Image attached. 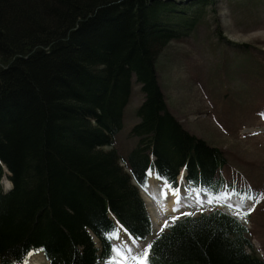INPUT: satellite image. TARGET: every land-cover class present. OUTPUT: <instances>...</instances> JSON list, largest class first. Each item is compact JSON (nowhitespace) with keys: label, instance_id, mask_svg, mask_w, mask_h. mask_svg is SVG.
I'll list each match as a JSON object with an SVG mask.
<instances>
[{"label":"trees","instance_id":"trees-1","mask_svg":"<svg viewBox=\"0 0 264 264\" xmlns=\"http://www.w3.org/2000/svg\"><path fill=\"white\" fill-rule=\"evenodd\" d=\"M191 26L162 0H0V264L36 251L49 264L112 263L114 230L153 235L140 194L149 172L174 191L186 169L188 196L237 194L223 152L183 128L158 81V51ZM133 76L144 102L137 146L122 155ZM150 244L155 264H264L247 224L220 210L176 220Z\"/></svg>","mask_w":264,"mask_h":264},{"label":"rangeland","instance_id":"rangeland-1","mask_svg":"<svg viewBox=\"0 0 264 264\" xmlns=\"http://www.w3.org/2000/svg\"><path fill=\"white\" fill-rule=\"evenodd\" d=\"M162 1L172 3L173 11L186 14L192 24L176 31L177 39L158 51L156 70L167 109L187 132L223 152L227 164L221 174L237 194L225 197L233 208L217 205L249 226L250 252L264 261V0ZM34 91L37 96L38 91ZM143 102L141 86L133 76L131 98L115 145L122 155L137 146L138 139L131 131L140 121L137 110ZM151 193L153 196L144 192L143 198L155 221L153 236L137 243L123 230L120 239H113L115 246L133 249L128 255L143 252L166 221L168 225L174 222L173 217L180 219L184 213L199 216L216 209L210 199L183 191L179 206L186 209L164 213L166 217L159 221L156 211H162L174 197L169 198L172 192L168 194L157 184ZM249 209L254 210L247 219L244 214ZM114 259L119 264H134L126 257H117L115 251ZM30 264L48 263L37 254Z\"/></svg>","mask_w":264,"mask_h":264},{"label":"snow or ice","instance_id":"snow-or-ice-1","mask_svg":"<svg viewBox=\"0 0 264 264\" xmlns=\"http://www.w3.org/2000/svg\"><path fill=\"white\" fill-rule=\"evenodd\" d=\"M178 193H179V189H175L174 194H178ZM261 198H264V197H261ZM257 202H259V198H257ZM252 210H254V209H249V212L245 213L244 215L246 216V215L250 214V212ZM183 215L191 216V213H184ZM241 218H243V217H241ZM172 219H173V221H175V220L179 219V217H173ZM167 227H169V225L166 221L164 223L163 228H161V232H163L164 228H167ZM111 238L120 239L119 231L114 230ZM158 239H159V235H158ZM114 251L116 252L117 257H121V258L126 257L127 259L132 260L134 262V264H155V252L153 250V244H148L144 248L143 252H141L137 255H128V253H131L133 251V249L131 247H129L125 251L124 247L121 245L115 246ZM112 264H119V261L116 259H113Z\"/></svg>","mask_w":264,"mask_h":264},{"label":"bare ground","instance_id":"bare-ground-1","mask_svg":"<svg viewBox=\"0 0 264 264\" xmlns=\"http://www.w3.org/2000/svg\"><path fill=\"white\" fill-rule=\"evenodd\" d=\"M177 204H178V200L176 197L172 198L171 200H169L166 204V207L162 210V212L157 211V217L159 219V221L161 220L162 217V213H169V212H173L176 210L177 208ZM155 209V208H154ZM175 209V210H174ZM170 215V214H169ZM161 217V218H160ZM155 222V221H154ZM37 254H33V256H36Z\"/></svg>","mask_w":264,"mask_h":264}]
</instances>
